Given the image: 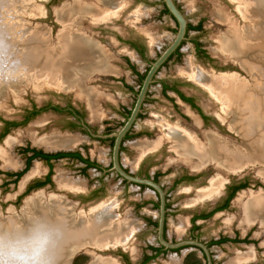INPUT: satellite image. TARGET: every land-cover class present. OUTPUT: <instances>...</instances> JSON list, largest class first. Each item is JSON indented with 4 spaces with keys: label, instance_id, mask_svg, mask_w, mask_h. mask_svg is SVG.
I'll use <instances>...</instances> for the list:
<instances>
[{
    "label": "rangeland",
    "instance_id": "374dc122",
    "mask_svg": "<svg viewBox=\"0 0 264 264\" xmlns=\"http://www.w3.org/2000/svg\"><path fill=\"white\" fill-rule=\"evenodd\" d=\"M73 1L75 0H32V7L35 8V10L37 9L39 12H34L33 16L30 14L28 17L26 16L25 19L30 21L31 28L40 27L41 29H46V31L51 36L52 41H56L57 37L59 36L58 34L61 33L60 31L64 30L66 24H62V20L59 17L61 12H58L63 11L64 6H71V4L74 3ZM81 1H85L93 5L97 4L104 6L99 2V0H95L96 2L94 0ZM178 1L179 5L187 14L192 24H197L199 20L203 21V31L200 34L190 31L189 37L197 35V37L201 39L202 44L212 56L213 62H208L207 60L196 57L195 50L189 38L188 42H185L183 45L182 59L179 62L175 60L170 61L158 73L157 83L152 87V100L145 104L143 109L144 115L136 123L135 130L150 129L152 133L150 141L153 142L163 135L166 136L167 132L165 129L162 130L158 124L159 121L161 122L168 120L166 122L171 123V125L176 127L180 126V128L188 131L193 137H202V132L197 128L198 126L196 124L195 118L189 115L192 113L193 115L197 116L198 112L196 110L192 112L189 111L186 107H184L183 104L180 106L181 110L178 112L173 107V105L169 103L168 99L160 93L161 80L179 78L189 84L190 90L189 88H186L187 91L198 93L199 104L203 107V109L207 113L216 116L217 119L219 118V123L214 124L216 126H204L201 123L202 130L212 129L218 131V133H220L222 136L234 140L237 143H242L243 140L238 135V133L230 129L228 122L222 120V103L215 100L214 96L211 95L209 91L207 92V89L194 83L191 77H186L180 74L179 67H186L188 63L187 61L189 60L190 62V60H193L197 68H205L214 72L216 75H223V73H225V75H234V73H238L240 75L237 77L241 80H244L247 85L252 83L255 84L257 80L260 82L258 75L248 73L246 70H244V68L241 67L239 61L232 59L224 60L222 57L220 58V56H216L215 53V55L212 53L213 48L217 46L218 38H221L222 35H226L229 28L227 23L223 22V24L222 21L216 19L215 15H213L212 10L214 7L216 8L218 5L227 9V11L232 14L231 16L235 18L234 21H238L236 22L238 25L242 24L244 26L245 22L241 20L239 13L237 11L235 12L236 5L234 6L228 0ZM122 2L125 6H123L122 12L115 16L109 14L104 18L98 19L97 17H93L91 15L86 16L75 14L72 17L74 21H81L79 23H81L82 26L84 25L83 27L86 26L87 29L85 28L84 32L81 31L82 34L95 42L105 53H107L111 64L117 67L118 71L120 69V73L93 71L89 76L90 79L87 81V84L90 87L97 88L104 94V97L101 101L104 111L103 118L97 120L93 119L91 117V110L88 107L87 101L80 97L75 90H66L63 87L48 85L49 83H46L47 85L39 90H36L34 87L26 88L20 101H17L11 96L7 101V108L3 109L0 107V117L12 119L20 118L25 108L30 106L32 101H34L37 105L52 101L56 104L64 106L66 101L69 100L81 108H86V118L90 120L93 125L98 127L99 130H102L104 127V124L101 122L103 120L109 121L112 127L120 126L121 122L123 121V116L119 112V109H122L123 106L131 108L136 100L135 92L127 89L123 81L131 86H134L136 91L139 90L140 84L137 76L133 75V73H131L129 70V67L125 64L123 54H129L132 58V62L136 64L139 71L144 73L149 63L153 61L160 54L159 52L164 50V48L171 42L177 30V24L169 14L161 15V10L163 9L162 0H122ZM26 3L27 0H0V36H3L8 43H12V45L9 44V46L13 52L14 58L22 59L25 66L30 68L29 66L33 64V59L36 57L33 55L30 57L28 53L31 52V50H29V48H27V46L22 42L23 38L18 34V31L21 29L20 26L22 23H26V21L24 19L18 20L15 17L16 12L19 10L21 11L22 7H25L28 4ZM226 6H228L229 9ZM109 10H111V8ZM89 17L96 18L100 21H98L96 24H92L91 21H89L90 19H88ZM238 17L240 21L239 19L237 20ZM58 18H60V21ZM17 21L22 22L21 25ZM11 27L16 28L14 33L16 38H11L10 32H8V30H11ZM127 32H134L136 35H141L143 38L147 39L149 44L147 60L142 59L137 54H132V52L128 53L126 51L127 47L125 44L122 42L119 43L118 35H124ZM214 65L218 66L219 68L215 67ZM44 75L45 74L43 72L41 78L45 77ZM45 80L46 79H42V82ZM58 115V113H55L52 110L40 114L24 128H18L11 132L2 142H0V147L3 146L8 150L9 159L15 161L11 155L12 151L13 156L22 162V157L17 154V148L22 143H26L27 141L32 142L29 136L31 134L30 132H34V129L30 130V128L34 126L33 128L36 129L35 133L38 131L39 136L49 134L56 129L58 130L59 124L62 122V118H58ZM45 117H47L48 121ZM156 122L158 123L156 124ZM177 123H179V125ZM65 133H69V131L67 130ZM69 134L74 135L75 133ZM11 136L17 137V142H15L11 147H8L5 142H7ZM87 140L91 143V156L93 158L101 159L103 158L102 153L104 155L106 154L108 157L104 160L105 163L108 164L110 160L109 147L100 145L99 141L92 140L89 137H87ZM138 140H147V136H141L138 139L127 141V149L122 152V161L124 165L128 167L133 173L138 172L139 166L143 160L141 155L144 156V154H142L133 145V142L136 143ZM164 140L163 143L159 145L160 147L154 150L151 154L152 159H155V162H157V166L162 167L164 170L168 169L165 175L161 176L160 183L169 188V185L171 184L172 179L177 174L178 170L180 168H188V165L180 160L179 155L171 148L172 141L167 140L166 138H164ZM18 141L23 142L19 143ZM0 158L2 157L0 156ZM4 163L5 161L0 159V215H22L26 213L28 211L26 200L38 192H44V194H46L49 199L52 197H63L70 204L72 203L71 205L74 206L76 214H80V212L89 214L95 209L101 207L102 204L108 205L112 203L111 205L114 206L113 210L115 214H117L116 219L126 221L128 223L133 222L131 227L128 228L126 233L123 235L125 236L128 235V233H131L128 245L101 246L100 240L96 239L93 241V244H85L78 248L75 246L74 248L76 251L71 260V264H93L92 261L95 262L97 257L100 259L109 257L114 259L116 264H122L121 252L123 251L127 252L134 262H137L140 260L146 244L149 242L156 245L158 244L156 232L154 231L153 227H150L146 224V217L149 215L152 216L154 220H157L159 210L151 207V205L141 208L138 211L134 210L135 202L142 201L148 197L156 198V195L148 188L140 190L137 185L125 186L123 183H121V178H118L116 174L112 173L105 177V190L99 196H97V198L89 201H82L81 197L83 195L85 196L91 191V189L96 188L99 185V175H101V173L99 171L90 170L88 175H83L78 171V167L75 163L64 160L58 162L55 165L54 178H56L58 170L61 173L64 172L63 174L67 175L68 178L80 180L82 183H84L83 190L61 188L55 179L54 186H46L34 190L20 199L19 196L24 189L21 187L23 179L25 180V178L33 176L30 174L37 163L41 165L42 169L44 168V171L41 173V175L45 173L47 167L41 161H38L32 165L31 168L33 169L26 173L17 185L11 184L7 186L6 182L4 183L5 177L3 172L5 171L4 168H6L4 167ZM205 167L207 169H211L205 184H198L195 186L179 185L176 188L171 189V206L168 211L169 214L167 220L168 239L171 241H179L185 236H188L189 230L187 223L191 211H193V209L214 204L220 198L223 188H221V191H218L219 193L216 192L214 195H212L213 197H206L204 199L199 198L197 202H194L200 192L210 189L214 182L221 183V187H223L227 180L247 176L251 179L250 186L244 190H241L237 194L229 210L219 212L214 217L203 223L201 238L204 240H210L212 238H217L222 234L234 235V231L239 229L242 236H245L247 233H249L250 242L243 243L241 245L226 243L223 246H213L212 250L217 264H230L236 257H238L240 253L243 254L247 252H252L253 256L251 259L247 260L246 262L244 261L241 264H252V262L264 260V228H262L261 222L256 221L251 227L244 225L246 227V229H244L241 226L243 225L241 224L243 219V210L240 208V205L235 204V201L237 197L240 196V193L242 194L246 192L247 194H251L253 192L259 191L264 192V179L262 174H260V172L264 170V164L258 163L256 165H248L238 171H227L226 169L217 167L213 163L212 165ZM154 168L155 165L151 168V171H153ZM181 226L182 228L184 227L182 231L180 230ZM91 250L96 252V254L93 255ZM183 251L189 252L184 253ZM183 251V253H181L179 251L169 250L166 255H161L158 258H154L148 264H180V262L181 264H206L200 250L192 247Z\"/></svg>",
    "mask_w": 264,
    "mask_h": 264
},
{
    "label": "bare ground",
    "instance_id": "6f19581e",
    "mask_svg": "<svg viewBox=\"0 0 264 264\" xmlns=\"http://www.w3.org/2000/svg\"><path fill=\"white\" fill-rule=\"evenodd\" d=\"M230 1L236 5L241 20L245 22L244 26L241 24L242 21L241 25H238L236 23L238 21H234L235 18L231 16L232 14L227 9L218 5L216 8L214 7V11L212 10L213 15L222 23H227L229 28L226 35L218 38L217 46L213 48V51L224 60L239 61L242 68L248 73L257 74L260 82L257 80L255 84L247 85L236 74L216 75L205 68H197L193 60H190V62L188 60L186 67H179V72L186 77H191L194 82L209 90L215 100L222 103L221 109L225 119L229 120L230 129L237 132L243 142L237 144L231 139L216 135V132L203 131V138L193 137L180 126L176 127L165 120L159 122L158 125L162 130L165 129L166 136L161 135L162 137L154 142L143 140L135 143V147L142 154L155 150L166 138L172 141L171 148L180 155L181 160L184 159L195 166L215 160L227 171H238L248 165L264 164V0ZM73 2L71 6H74L67 5L68 7H63V11H57L58 13L61 12L58 16L61 18L62 24L66 23L67 25L65 24L64 30L60 31L61 33L58 34L56 41H52L46 29L31 28L30 21L25 19L26 16L28 17L30 14L33 16L34 12H39L32 7V0H27L28 4L26 3L27 5L22 7L21 11L16 12L15 17L18 20L24 19L26 21V23L17 21L20 25L21 23L23 25L20 26L21 29L19 28L21 32L18 29V34L23 38L22 42L31 50L28 53L30 57L33 55L36 58L33 59L34 62L29 66L30 68L26 67L27 71L22 79L14 84L0 86V107L6 109L8 106L7 101L11 96L20 101L23 92L28 87L39 90L45 87L46 83H49L48 85L63 87L66 90H75L80 97L85 98L90 107L92 118L100 119L104 116L101 107L104 94L97 88L90 87L87 81L93 71L108 73H119V71L117 67L111 64L108 54L82 34L86 26L83 27L84 25L82 26L79 23L81 21H74L72 17L75 14L91 15L98 19L109 14L115 16L122 12L125 5L122 0H99L104 6L89 4L81 0ZM110 8L111 10H109ZM60 18H58L59 21ZM88 19L92 24L100 21L90 17ZM15 29L11 27V30H8L11 38H16ZM8 44L12 45L11 42ZM43 72L45 77L41 78ZM42 79L46 80L42 82ZM196 124L199 125L198 121H196ZM79 140L78 135L58 133L39 138L34 137L36 144L44 145L48 149H69L74 147ZM15 142H17V137L11 136L5 144L11 147ZM0 156L5 161L4 167H15L16 162L8 158V150L3 146L0 147ZM41 171V165L36 164L31 174H38ZM260 174L264 179V170ZM56 180L61 188L72 190H83L84 188V183L80 180L68 178L60 171ZM218 183L214 182L210 189L200 192L198 199L208 198L220 191L221 183ZM48 202L60 206L63 215L68 219L75 233L74 239L66 250L64 264H71V257L67 254L70 250H75V246L78 248L85 244H93L96 239L100 240L101 246L128 245L131 233L123 235L133 222H129L131 223L129 224L126 221L116 219L117 214L113 210L112 203L102 204L101 207L89 214L84 212L76 214L74 206L71 205L72 203L70 204L63 197L49 199L44 192H38L26 200V206L28 210H34L41 204H47ZM236 202L243 210L242 223L251 225L256 221H260L262 228H264V192L259 191L251 194L244 192L238 196ZM252 256V252L240 253L230 264H241L243 261L251 259ZM93 264H116V261L109 257L105 259L97 257Z\"/></svg>",
    "mask_w": 264,
    "mask_h": 264
},
{
    "label": "flooded vegetation",
    "instance_id": "af4514ba",
    "mask_svg": "<svg viewBox=\"0 0 264 264\" xmlns=\"http://www.w3.org/2000/svg\"><path fill=\"white\" fill-rule=\"evenodd\" d=\"M175 1L177 2L178 6L182 9V7L179 5V1L178 0H175ZM228 1L231 4H234L232 1H230V0H228ZM162 2H163V0H162ZM234 6H235V4H234ZM226 7H228V6H226ZM166 8H167V6L163 2V9L161 10V15L162 14L163 15L169 14L175 20V18L170 14L169 10H168V12L165 11ZM228 9H229V7H228ZM236 11L237 10L235 9V12ZM175 23L177 24V28H178V23L176 20H175ZM190 27H195L196 29H190ZM203 27L204 26H203L202 20H199L197 24H192L189 20L187 37H188V39L190 38V42L193 45L196 57L203 59V60H207L208 62L209 61L213 62L212 56L210 55L208 50L205 48V46L202 44L201 39L199 37H197V35L193 36V37H189L190 31H194L197 34H200L203 31ZM188 39H186L182 42V44L178 47V49L171 55L169 60L163 65V67H161L159 72L170 61L175 60V61L179 62L182 59L183 45L185 44V42H188ZM118 41H119V43L122 42L123 44H125V46L127 47L126 51L128 53L132 52V54H137L139 57H141L144 60L148 59L149 44L147 42V39L143 38L141 35H136L134 32H127L124 35L119 34L118 35ZM159 53H161V51ZM212 53L214 54L213 50H212ZM123 56L125 59V64L129 67V70L131 71V73H133V75L137 76V78L140 82V84H139V90H140L142 82H143L142 75L146 76V73L150 68L151 62L149 63L148 67L146 68L145 72L143 73V72L139 71L136 64L134 62H132V60H131L132 58L129 54L124 53ZM215 67L219 68L218 66H215ZM119 73H120V69H119ZM157 76H158V74L155 77L156 81L151 85L150 90L147 93V97H146L145 102L143 104L142 111L138 116V120L140 118H142L144 115L143 109H144L145 104L148 101L152 100V95H153L152 94V87H153V85H155L157 83ZM123 83L127 87V89H129L132 92H135L136 98H137V94H138L139 90L136 91L134 86H131L124 81H123ZM194 83L198 84L197 82H194ZM200 87H202V85ZM186 88H189V84L182 81V79H179V78H171V79H167V80L165 79V80H161V82H160V93L168 99L169 103L172 104L173 107L178 112L181 110L180 106L182 104L189 111L192 112V111L196 110L198 112V114H197L198 118H197V116L193 115L192 113L191 114H189L188 112H186V113H188L189 115L194 117L195 121H198L199 125H197L198 126L197 128L202 132V136H203V131L212 132V133L216 132V135H218L222 138H225V139H229L225 136H222L220 133H218V131H215L212 129L202 130L201 123L204 126H213L214 124L219 123V121H218L219 118L217 119V117L214 116L213 114L207 113L203 109V107L199 104L198 93H196V92L192 93L190 91H187ZM189 90H190V88H189ZM208 91L209 90H207V92ZM209 93H211V92L209 91ZM134 103H133V106H134ZM133 106L131 108L123 106L122 109H119V112L123 116V121L121 122L120 126L112 127L109 121L103 120V121H101L104 124V127L102 130H99L98 127L93 125L91 123V121L86 118V115H87L86 108L85 109L81 108L69 100L66 101L64 106L56 104L52 101H48L44 104L37 105L34 101H32L31 105L27 106L25 108V110H24V112L20 118L12 119V118L0 117V120H1L0 142H2L11 132L15 131L18 128H22V127L24 128L32 120H34L37 116H39L40 114H43L47 111H51V110L53 112L59 114L58 118H62V122L59 124L58 130L56 129L55 131H52L51 133L45 134L43 136H48L52 133H58V134L75 133L74 135L78 134V137H80V140L78 141V143L72 148H69V149H48L44 145H39V144H36L34 142V140H33L34 136H36L38 138L43 137V136H39L38 131H37V133H35L36 129L33 128L34 126L31 127L30 130L34 129V132L29 131L31 133L29 137L33 143L31 141H27L26 143H22L23 141L22 142L18 141L19 143H22L17 148V154L22 157V162H20V160H17L13 156V153L11 151V155H12L13 159L17 162V164L15 165V167L4 168L2 166L5 169V171L3 172L4 177H5L4 183L6 182L7 186L11 185V184L17 185L19 183V181L24 177V175L33 169L31 167L34 163L41 161L43 164H45L47 169L43 175H41V173L44 171V168L42 169V171L40 173L34 174L33 176H29V178H25V180L23 179L21 187L24 189L19 196L20 199H22L23 196L28 195L29 193H31L34 190H37V189H40V188H43L46 186H54L55 179H56V178H54L55 165L60 161L66 160L68 162L75 163L76 166L78 167V171L83 175H88L90 170L99 171L101 173V175H99V180H100L99 185L96 188L91 189V191L88 194H86L85 196L83 195L81 197L82 201H89V200H93V199L97 198V196H99L105 190V182H104L105 177L108 176L109 174L114 173V174H116V176L118 178H121V183H123L125 186L137 185L140 188V190L148 188L150 191H152L156 195V198H149L148 197L142 201L135 202L134 210L138 211L141 208H144V207L150 206V205H151V207L159 210L160 196H159V193L157 191H154L151 187H148V186L143 185V184H136V183L128 182L118 172L111 171V168L113 166L112 154H113V147H114V143H115V138L114 137L103 138V137H96L93 135V134H102V135L110 134L113 131L117 130L118 127L120 128L125 123L127 118L129 117ZM88 107H89V105H88ZM101 107H102V105H101ZM89 109H90V107H89ZM221 114H222L221 115L222 120L226 121L227 119H225L224 113L222 112ZM91 117H92V114H91ZM45 118L47 120V117H45ZM95 120H97V119H95ZM166 121H168V120H166ZM226 122H228V125H229V120H227ZM45 124H46V122H45ZM177 124L179 125V123H177ZM135 125L128 132V134L125 136V138L123 139V142H122L121 153H120V160L122 163V167L127 172L131 173L132 175H138V176H141L144 178H150V179L156 181L157 183L161 184L163 189L166 191L167 218H166V224H165V238L167 240H169L168 236H167V225H168L167 220H168V214H169L168 211H169L170 206H171V200H170L171 189L176 188L179 185L195 186L198 184H205L207 182V177H208L209 173L211 172V169H207L205 166H210L213 163L217 167H220V168H222V167L215 160H210V161H207L206 163H204L203 165L195 166L192 163L187 162L183 159L182 161L188 165V168H180L178 170L177 174L173 177L172 182L168 188L164 184L160 183L161 176L165 175V173L167 172L168 169L164 170V169H162V167H159L156 165L157 162H155V159H152L151 153L154 151L153 150L150 152H146L144 154V156L141 155L143 157L142 163L139 166L138 172L133 173L128 167H126L124 165V163L122 161V152L125 149H127L126 142L133 140V139H138L141 136H147L146 141L152 142V141H150V137L152 135L150 129L135 130ZM214 126H216V125H214ZM67 130L69 131V133H65V131H67ZM70 135H73V134H70ZM87 137L91 138L92 140L99 141L100 145H105L106 147H109V149H110V160H109L108 164L105 163V160H104V159H107V157H108V155H106V154L104 155L102 153L103 158H101V159L93 158L91 156V154H90L91 143L88 142ZM201 138H203V137H201ZM231 141L235 142L234 140H231ZM237 144H239V143H237ZM240 144H241V142H240ZM133 145L135 147V142H133ZM103 148H104V146H103ZM40 152L42 154H57L60 152H62V153L72 152V153H75L76 155H66L63 157H50V158L46 157L45 158L42 155H38ZM0 159H2V158H0ZM179 159L180 160L182 159L180 157V155H179ZM37 164H39V163H37ZM154 165H155V168L153 171H151V168L154 167ZM193 170H194V172H193ZM58 173H59V170H58ZM30 175H32V174H30ZM250 180L251 179L247 176L242 177V178H233L231 180H227L225 182V184L223 185V187H220V191H221V188H223L222 192H221V196L214 204H212L210 206H204V207H201L198 209H193V211H191V213L189 215L188 223H187L189 234H188V236H185L184 238L180 239L179 241L185 240V239H199L200 241L206 243L208 245L210 251H211V255H212L214 264H217V262L215 261V258H214V254H213V250H212L213 246H223L226 243L237 244V245H241L243 243H249L250 242L249 233H247L245 236H242L241 231L239 229H236L234 231V235L222 234L219 237L212 238L210 240L202 239L201 238V232H202L203 223L205 221L211 219L217 213L229 210L231 208V204H232L234 198L237 196V194L241 190H244L250 186V184H251ZM19 197H18V199H19ZM209 197H211V196H209ZM204 198H206V197H203L201 199H204ZM18 199H17V202H18ZM196 199H195V202L199 200L198 197ZM235 204L238 205L237 202ZM240 208H241V206H240ZM152 222H156V224H152ZM146 224L150 227H153L154 231L156 232V235L158 234V231H157L158 218H157V220H154L152 218V216L148 215L146 217ZM241 224H243L241 226L244 229H246V227L244 225L251 227L255 223L248 225L246 223H242V221H241ZM156 239L158 241V244L156 245V244H153L151 242L146 244L144 251L142 252V256H141L140 260L137 262H134L127 252H124V251L121 252L122 264H139L144 260L146 255L154 256V258H158L161 255H166L169 250L165 249V247L159 242L157 236H156ZM172 242H177V241L173 240ZM192 247L201 251V253L204 257L205 263L207 264L206 254L199 247L187 245V246H184V247H181L179 249L172 250V251H179L181 253H183V252L188 253L189 251H183V250H185L187 248H192ZM156 249H158V250H156ZM252 264H264V260L255 261V262H252Z\"/></svg>",
    "mask_w": 264,
    "mask_h": 264
},
{
    "label": "clouds",
    "instance_id": "9594fccd",
    "mask_svg": "<svg viewBox=\"0 0 264 264\" xmlns=\"http://www.w3.org/2000/svg\"><path fill=\"white\" fill-rule=\"evenodd\" d=\"M26 71L24 61L14 58L0 36V86L18 82ZM74 237L58 204H41L22 215H0V264H64Z\"/></svg>",
    "mask_w": 264,
    "mask_h": 264
},
{
    "label": "water",
    "instance_id": "95a60500",
    "mask_svg": "<svg viewBox=\"0 0 264 264\" xmlns=\"http://www.w3.org/2000/svg\"><path fill=\"white\" fill-rule=\"evenodd\" d=\"M163 2L166 4L170 14L175 18V20L178 23V28L175 33V36L173 37L172 41L166 46V48L161 51L159 56L155 60L151 61L150 68L147 71L145 78L143 79V82L137 94V98L134 103V106L131 110L129 117L125 121V123L120 128H118L117 130L113 131L110 134H105V135L93 134V135L96 137H103V138L105 137L115 138L113 154H112L113 166L111 168V171L118 172L128 182L146 185L148 187H151L154 191H157L159 193L160 206H159V212H158L157 238L159 242L165 247V249L176 250V249H179L187 245L196 246V247L201 248L205 252L206 258H207V264H214L211 251L208 245L200 241L199 239H185V240H181L177 242H172L165 238V224H166V218H167L166 191L163 189L161 184L157 183L156 181L150 178H144L138 175H132L131 173L127 172L122 167V163L120 160V153H121V146H122L123 139L128 134V132L133 128V126L137 123L138 116L142 111V107L147 97V93L150 90L151 85L156 81V78H155L156 75L158 74L161 67H163V65L169 60L171 55L182 44V42L188 39L187 32H188L189 18L187 14L183 12V10L178 6L175 0H163ZM223 74L225 75V73ZM234 74H236L237 76L240 75L238 73H234ZM75 251L76 250H70L68 252L69 254H67L68 256L71 257V260L73 258V255L75 254ZM91 253H93V255L96 254V252L92 250H91Z\"/></svg>",
    "mask_w": 264,
    "mask_h": 264
},
{
    "label": "trees",
    "instance_id": "16d2710c",
    "mask_svg": "<svg viewBox=\"0 0 264 264\" xmlns=\"http://www.w3.org/2000/svg\"><path fill=\"white\" fill-rule=\"evenodd\" d=\"M168 12V9L166 8V10ZM190 29H196L195 27H190ZM145 75H142V80L144 79ZM129 113V112H128ZM38 155H42L44 156L45 158L48 157H63V156H66V155H76L75 153H72V152H68V153H57V154H42L41 152L38 154ZM152 224H156V222H152ZM158 250V249H156ZM154 258V256H151V255H146L144 260L139 263V264H147L148 262H150L152 259ZM187 264V263H186Z\"/></svg>",
    "mask_w": 264,
    "mask_h": 264
},
{
    "label": "crops",
    "instance_id": "0c3cea01",
    "mask_svg": "<svg viewBox=\"0 0 264 264\" xmlns=\"http://www.w3.org/2000/svg\"><path fill=\"white\" fill-rule=\"evenodd\" d=\"M180 228H181L180 230L182 231L184 227L182 228V226H181ZM180 264H181V262H180Z\"/></svg>",
    "mask_w": 264,
    "mask_h": 264
}]
</instances>
